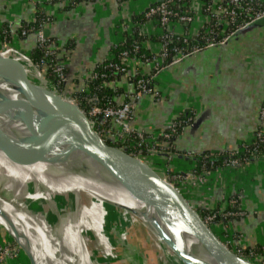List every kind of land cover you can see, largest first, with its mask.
<instances>
[{
	"label": "crops",
	"instance_id": "1",
	"mask_svg": "<svg viewBox=\"0 0 264 264\" xmlns=\"http://www.w3.org/2000/svg\"><path fill=\"white\" fill-rule=\"evenodd\" d=\"M158 1L0 0V40L9 29L13 38L10 44L30 55L39 43L36 31L22 34L24 26L36 19L39 10L54 16V21L45 27L49 49L67 74L62 91H72L76 97L87 91L97 68L125 41L133 23ZM203 3V0H193L195 13ZM200 24L201 21L196 25ZM151 34L156 37L153 29ZM146 47L153 52L159 48V42L149 39ZM153 64L150 59L130 58L128 71L115 74L104 85L114 90L117 104L136 102L131 125L151 137L162 136L172 121L191 112V121L173 139L171 161L159 155L158 164L172 172H182L194 168L200 154L236 151L243 142L252 139L260 127L264 103V22L256 21L225 43L189 54L158 72ZM154 72L158 94H143L135 100L136 78L141 73ZM99 129L104 130L103 136L108 142L122 147L115 123L99 118ZM38 174L44 179L41 172ZM235 194L244 213L222 222L218 226L219 237L233 250L243 253L247 249L262 253V249L263 255L259 254L261 257L253 261L264 264V161H252L237 169L222 167L208 177L205 185L190 191L189 197L200 212H206L229 208ZM0 238L9 242L1 226ZM34 255L39 264L40 257ZM4 264L25 263L16 255Z\"/></svg>",
	"mask_w": 264,
	"mask_h": 264
},
{
	"label": "bare ground",
	"instance_id": "2",
	"mask_svg": "<svg viewBox=\"0 0 264 264\" xmlns=\"http://www.w3.org/2000/svg\"><path fill=\"white\" fill-rule=\"evenodd\" d=\"M9 52L10 50L5 47L4 55L0 52V58L11 60L12 70L18 78H20L18 75H22L21 72L23 76H26L25 79H21H35L39 93L44 98H50L52 94H55L54 89L46 80L44 72L37 70L26 55L24 56L27 59H24L15 52ZM32 73L38 75L35 76ZM0 81L14 86L0 87V105L8 101H26L28 103L16 83L1 76ZM47 99L46 101H49ZM66 102L72 105L74 103L69 98L66 99ZM25 110L24 105H19L0 111V128L18 147L22 142L28 141L25 133L15 124L23 121L19 117V113ZM74 122L77 123L76 120ZM67 126L69 131L79 128L78 124L69 123ZM59 146L67 166L72 163L74 208L87 226L93 246L109 255L112 251L111 242L114 236H117V239L122 236L126 222L125 201L116 180L119 185L124 186V184L104 168L102 156L88 154L72 144ZM33 163L34 165L16 163L0 149V223L6 226L25 246L32 255L35 264L37 262L34 253L46 264H99L94 254L95 248L88 250L70 236L55 207L53 198L48 193L45 180L38 174V166L35 162ZM144 180L139 190L151 186V182L146 181L147 178ZM82 193H86L87 196H83ZM38 199H42L43 202L40 211H31L29 202ZM159 206L153 204L154 216L148 217L145 209L139 211V214L141 218L156 221L157 226L153 225L150 233L157 246L163 245L162 252L174 251L169 243L172 241L194 257L195 263L186 264H218L207 250L205 240L180 225L177 226L178 233L174 234L168 223L160 216L164 210ZM110 233L113 234V237L110 236ZM188 235L190 236L188 237Z\"/></svg>",
	"mask_w": 264,
	"mask_h": 264
},
{
	"label": "built area",
	"instance_id": "3",
	"mask_svg": "<svg viewBox=\"0 0 264 264\" xmlns=\"http://www.w3.org/2000/svg\"><path fill=\"white\" fill-rule=\"evenodd\" d=\"M172 3L173 0H160L156 2L145 11V18L147 21L142 24L137 23L141 34L144 37H147L145 40L146 45L149 41L148 36L150 35L152 29L154 31L157 28L158 34L162 38L159 43V48L151 53V57L146 58V60L150 59L154 63L153 65L155 66L157 72L164 67L182 60L189 54L225 43L235 33L264 18V3H261V1L227 0V5H225V2L222 3L217 2L216 0H211L210 5L204 9L206 13L211 14L210 17L203 12L202 7L193 15H182L172 9ZM192 10L194 11L193 3ZM155 18L158 20V26L153 24ZM212 18L215 20L214 22ZM54 19V16L46 15L42 23L39 25V28L36 30L39 45L44 46L47 50L41 61L39 63H34L38 68H45L50 75L53 73L57 80L56 82L64 87L68 80L67 74L63 64L52 58V52L49 49V40L45 34L46 25L54 21ZM199 21H201L200 26L196 25ZM206 22H208L207 31L201 33L200 27ZM26 33V30L22 31L23 35ZM197 40H199V42ZM176 42H182L183 45L177 46L174 44L173 47H170V44ZM143 43L144 41L142 44ZM3 46L8 48L14 47L9 43H5ZM140 47V43L137 42L134 45L133 52L130 50H123L118 57V62L111 61L115 56L112 54V57L108 60L105 68L112 69V75L126 73L128 71V62L130 58H134L136 60H139V57L142 58L137 55V50ZM171 51L175 53V56L169 63L164 64ZM17 52L24 53L20 50ZM24 54L30 58V55L26 53ZM156 74V72L150 75L141 73L136 78V92L134 95L135 100L143 94H158L156 86L153 83ZM108 75L109 74L107 72H102L100 74L103 78ZM97 76H99L97 73L93 75V77ZM56 82H54L55 85ZM63 93H65V95L66 93L71 94L72 101L79 105V102L77 98L73 96L72 91ZM94 100L96 103L99 101L98 98H95ZM135 106L136 102L130 101L123 104H94L89 109L83 110L88 115L93 128L96 129L101 136H103L104 130L99 129V118L106 123H115L119 127L116 134L117 138L123 142L122 147H126L132 155L143 158L152 163H155L154 160L159 155H164L167 162L171 161L174 154L173 139L184 131V128L191 121L192 117H177L169 124L162 136L151 137L144 131L138 130L131 125V119ZM260 123V127L255 132L252 139L243 142L238 150L226 153L227 155L225 156V160L221 165H215V162L209 161L211 156L218 157L217 155L213 156L214 154L212 153L204 155L202 158L203 161H205V164L201 170L190 168L182 172H172L166 167L165 171L169 180L183 193L186 199L192 203L189 197L190 191L199 188L201 185H205L208 177H210L214 172H218L222 167L237 169L264 157V103L260 110ZM103 138L108 141L105 136H103ZM129 143L133 144L131 145ZM186 156H193L195 159V156L190 155L189 153H186ZM239 201L238 195L235 194L230 200L229 208L225 210L214 209L207 212H199L201 213L204 221L214 230V228H218L222 222L227 223L232 218L243 215V210L238 207ZM236 205L237 207H235ZM234 251H236L239 255L247 259L251 258L252 260H254V258L261 257L259 254L263 255V251H261L262 253H259L256 249H247L245 253L238 249ZM14 257H16V254L13 253L11 243L0 238V264L7 263L9 259H13Z\"/></svg>",
	"mask_w": 264,
	"mask_h": 264
},
{
	"label": "water",
	"instance_id": "4",
	"mask_svg": "<svg viewBox=\"0 0 264 264\" xmlns=\"http://www.w3.org/2000/svg\"><path fill=\"white\" fill-rule=\"evenodd\" d=\"M257 22H264V18ZM29 60L37 70L44 72L45 78L50 87L54 89L55 94H52L50 98L47 97L49 101H46L47 98L45 97V99L39 93L35 79L18 78L12 70L11 60L0 58V76L16 83L19 86V91L29 102L8 101L0 105V111L24 105L26 110L19 113V117L28 125L33 136L31 140L22 142L18 147L0 128V149L12 161L19 164H30L38 160L47 149L63 144L75 145L94 156L100 155L103 157L104 168L120 179L134 196L154 205H160L159 207L164 210L160 216L168 223L174 234L178 233L177 226L180 225L205 240L207 250L218 264H260L239 255L220 239L204 221L199 210L172 184L165 169L148 160L134 156L126 147L114 146L103 138L93 128L88 115L77 103L68 104L67 98L60 96L61 94H59L49 72L43 68H38L31 58ZM66 96L68 95L66 94ZM37 116L40 117L38 122H36ZM75 120L77 123L74 122ZM69 123L78 124L79 128L69 131L67 129ZM260 160L264 161V157H261ZM144 178L151 182V186L139 190L140 185L145 181ZM82 195L87 196L86 193H82ZM42 203V199L29 202L30 210L39 212ZM131 212L136 218L130 222L129 227L142 224L144 228L150 231L143 219L134 210ZM152 223L157 226L156 221ZM0 226L13 242V253L18 255L25 264H35L32 255L17 237L6 226L1 223ZM169 243L184 263H195L193 256L187 254L176 243L172 241Z\"/></svg>",
	"mask_w": 264,
	"mask_h": 264
},
{
	"label": "rangeland",
	"instance_id": "5",
	"mask_svg": "<svg viewBox=\"0 0 264 264\" xmlns=\"http://www.w3.org/2000/svg\"><path fill=\"white\" fill-rule=\"evenodd\" d=\"M3 45H5V42L3 40H0V52L2 53V55H4L3 49L5 47ZM14 47L12 48L6 47V48L9 49L10 52H15L17 55H20L22 58L27 59L24 56L25 55L24 53L17 52L19 50L22 51L21 49H19L16 46ZM5 52L8 51L5 50ZM20 74H22V75H18L20 78H24V79L26 78V76H23V73L20 72ZM33 75H37V73H33ZM0 82H1L0 87L2 86L7 87L8 84L3 83L2 81ZM9 86L14 87L8 85V87ZM58 92L59 94H61L60 96L64 98L71 97L70 99L72 100L71 94L66 93L68 94L69 97L68 96L65 97V93H63V91L58 89ZM37 117H36V122L40 120V117L39 118ZM15 124L25 133L28 140L32 139L33 137L32 132L30 131L28 125H26L24 121H20ZM59 147L60 146L57 145L47 149L40 156V158L35 161V163L38 166V172H41L44 177V180L47 185L48 193L53 198L55 207L59 215L61 216L70 236L74 239V241H76L80 245H83L86 249L91 250L94 249L95 247L93 246V242L89 238L88 230H87L88 228L85 225V223L81 220L79 214H77L76 209L74 208L75 204H74V199L72 197V192H73V171L71 168L72 163H70L67 166V162L65 161V158L61 155ZM156 160L157 158H155L156 165L160 166L163 169H166V166L158 164L157 163L158 160L157 161ZM41 161L42 164H40ZM30 164L34 165L33 162ZM116 182L120 187L121 192L123 193L122 196L125 201V209L127 213L126 222L123 228L124 229V231L122 232L123 234L119 238L120 241L119 239H117V236H114V239L111 242L112 245L111 254L106 255L104 251L98 248L94 249V254L99 264H186L183 263L181 259L177 256V254L174 253L173 251L168 250V251H164L165 252L164 253L162 252L163 251L162 249L164 248L163 245L161 246L156 245L154 237L150 233L153 228L152 222L154 221V219L146 220L144 217L142 218L143 221L150 228V231H148L147 228H144L142 224L139 225L137 224L132 227H129L130 222L132 220L134 221L136 218L134 213H132L131 211L134 210L135 213H137L140 216L139 211L141 212L145 209L147 216L148 217L152 216L153 203L137 198L125 186L119 185V182L117 180ZM214 232L219 236L218 228H214ZM110 236L113 237V234L110 233ZM189 236L190 235H188V237ZM9 242L11 243V247L14 248L13 242L10 238H9ZM38 262L39 264H46L44 261L43 262L38 261Z\"/></svg>",
	"mask_w": 264,
	"mask_h": 264
},
{
	"label": "trees",
	"instance_id": "6",
	"mask_svg": "<svg viewBox=\"0 0 264 264\" xmlns=\"http://www.w3.org/2000/svg\"><path fill=\"white\" fill-rule=\"evenodd\" d=\"M254 1H256V2L261 1V3H264V1H262V0H260V1L254 0ZM203 2H204L203 6H202L203 12H205V14L210 17L211 14L206 13V11H204V9H206V7L210 5L211 0H203ZM192 3H193V0H173L171 7L175 12H179L182 15L183 14H192L193 15L195 12L192 10ZM225 5H227L226 2H225ZM45 17H46L45 12L40 11V10L37 11L36 19L30 23H27L24 26L23 30H26L27 33L36 31L39 28V25L42 23V21ZM145 21H147V19L145 18V12H144L143 15L136 22L133 23L131 33H129L126 36L125 41L119 43L114 48L113 55H115V56L113 57V59L111 61L118 62L119 61L118 57L123 50H130L131 52H133L134 45L137 42L140 43V45H141V47L137 50V55L141 56L142 59H144V60L146 58L151 57L152 52L146 47V44H145V40L147 37H144L141 34L140 29L137 26L138 25L137 23L142 24ZM214 21L215 20L213 19V22ZM153 24L158 26L157 18L154 19ZM207 26H208V23L206 24L205 27L200 29L201 33H204L205 31H207ZM154 34H156L157 38L153 35L155 37L154 38L152 36V34L150 33V35L148 36L149 39H151V40L157 39V41L160 43L162 38L158 34L157 28L154 30ZM11 35L12 34L9 32V29H8L6 37H4V35L2 37V38H4L3 41L5 43L10 44V42L13 40ZM143 41H144V43L142 44ZM197 41L199 42V40H197ZM197 41H195V42H197ZM174 44L177 46L183 45L182 42H176V43L170 44V47H173ZM46 50H47V48L37 44L35 46V48L33 49V53L30 54V58L35 63H39L41 61V59L45 56ZM174 56H175V53L173 51H171L168 59L166 60V62L164 64L169 63L171 61V59H173ZM107 63H108V60L105 63H103L99 68H97L95 73L99 74V76L91 78V80L89 81V84H88L89 88L87 89V91H84V92L76 95V98H77L79 105L82 109H89L94 104H117V102L115 101V99L113 97V95L115 94L114 90L107 87L106 85H104V82L106 83V82L110 81L112 76H114V75H112V73H113L112 69L105 68V65H107ZM102 72H107L110 76L108 75L107 77L103 78L100 76V74ZM50 73H51V71H50ZM50 76L54 82L57 81L56 78L54 77L53 73H51ZM155 81L156 80L153 81L154 85H155ZM56 86L59 90H62L61 84H58L56 82ZM116 94H117V92H116ZM95 98H98V100H99L98 103L95 102V100H94ZM189 116H191V112H185V113L181 114L179 117L180 118H188ZM109 143L112 144L111 141H109ZM129 144L132 145L133 143H129ZM112 145H114V144H112ZM120 145H122L121 142H120ZM130 151H131V149H130ZM226 153H228V152H226ZM226 153H215L213 156L217 155L218 157H212L211 156L209 161L215 162V165H221L223 163V161L225 160V156L227 155ZM208 154H211V153H208V152L203 153V154H200L198 156V158H196L194 169H196V170L202 169L203 165L205 164V161H203L202 156L208 155ZM242 155H243V153H242ZM235 207H237V205ZM238 207H239V205H238ZM260 251H262V249H260Z\"/></svg>",
	"mask_w": 264,
	"mask_h": 264
}]
</instances>
